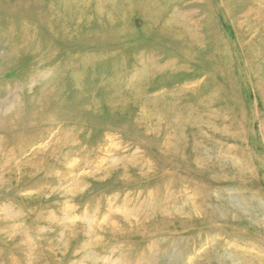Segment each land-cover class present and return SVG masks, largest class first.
<instances>
[{
  "label": "rangeland",
  "instance_id": "obj_1",
  "mask_svg": "<svg viewBox=\"0 0 264 264\" xmlns=\"http://www.w3.org/2000/svg\"><path fill=\"white\" fill-rule=\"evenodd\" d=\"M0 264H264V0H0Z\"/></svg>",
  "mask_w": 264,
  "mask_h": 264
},
{
  "label": "bare ground",
  "instance_id": "obj_2",
  "mask_svg": "<svg viewBox=\"0 0 264 264\" xmlns=\"http://www.w3.org/2000/svg\"><path fill=\"white\" fill-rule=\"evenodd\" d=\"M74 3H75V2H74ZM182 15H183V14H182ZM80 71H81V70H80ZM80 71H79V72H80ZM63 96H64V95H63ZM93 100H94V98H93ZM250 116H251V115H250ZM179 180H180V179H179ZM173 190H174V189H173ZM219 190H220V189H219ZM171 191H172V190H171ZM171 191H170V192H171ZM193 191H194V190H193ZM196 191H197V190H196ZM171 193H172V192H171ZM169 194H170V193H169ZM175 194H176V193H175ZM214 194H215V193H214ZM198 195H200V194H198ZM150 198H151V196H150ZM172 198H173V197H172ZM170 199H171V197H170ZM174 199H175V198H174ZM179 199H181V198H179ZM160 200H161V198H160ZM160 200H159V201H160ZM166 200H167V199H166ZM166 200H165V201H166ZM171 200H172V199H171ZM149 201H150V200H149ZM175 201H176V200H175ZM163 202H164V201H163ZM170 202H171V201H170ZM184 202H185V201H184ZM244 202H245V201H244ZM153 203H154V202H153ZM155 204H156V203H155ZM155 204H154V205H155ZM161 204H162V202H161ZM167 204H168V203H167ZM186 204H187V203H186ZM238 204H239V203H238ZM140 205H141V204H140ZM164 205H165V204H164ZM155 206H156V205H155ZM183 206H184V205H183ZM187 206H188V205H187ZM169 207H170V206H169ZM200 207H202V206H200ZM189 209H190V208H189ZM197 209H198V208H197ZM198 210H199V209H198ZM201 213H202V212H201ZM147 214H148V213H147ZM187 214H188V213H187ZM230 242H231V241H230ZM126 254H127V253H126ZM159 258H160V257H159ZM74 261H75V260H74Z\"/></svg>",
  "mask_w": 264,
  "mask_h": 264
}]
</instances>
